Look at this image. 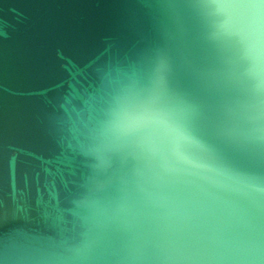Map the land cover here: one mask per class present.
Segmentation results:
<instances>
[{"label": "water", "instance_id": "95a60500", "mask_svg": "<svg viewBox=\"0 0 264 264\" xmlns=\"http://www.w3.org/2000/svg\"><path fill=\"white\" fill-rule=\"evenodd\" d=\"M0 264H264V0H0Z\"/></svg>", "mask_w": 264, "mask_h": 264}, {"label": "snow or ice", "instance_id": "6c2138e0", "mask_svg": "<svg viewBox=\"0 0 264 264\" xmlns=\"http://www.w3.org/2000/svg\"><path fill=\"white\" fill-rule=\"evenodd\" d=\"M253 2H259V0H253Z\"/></svg>", "mask_w": 264, "mask_h": 264}]
</instances>
